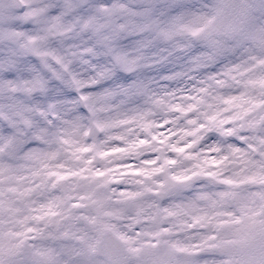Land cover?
<instances>
[{
  "label": "clouds",
  "instance_id": "clouds-1",
  "mask_svg": "<svg viewBox=\"0 0 264 264\" xmlns=\"http://www.w3.org/2000/svg\"><path fill=\"white\" fill-rule=\"evenodd\" d=\"M0 264H264V0H0Z\"/></svg>",
  "mask_w": 264,
  "mask_h": 264
}]
</instances>
